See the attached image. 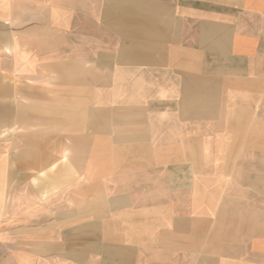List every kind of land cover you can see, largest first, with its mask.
Listing matches in <instances>:
<instances>
[{"label": "crops", "instance_id": "crops-1", "mask_svg": "<svg viewBox=\"0 0 264 264\" xmlns=\"http://www.w3.org/2000/svg\"><path fill=\"white\" fill-rule=\"evenodd\" d=\"M0 264H264V0H0Z\"/></svg>", "mask_w": 264, "mask_h": 264}]
</instances>
